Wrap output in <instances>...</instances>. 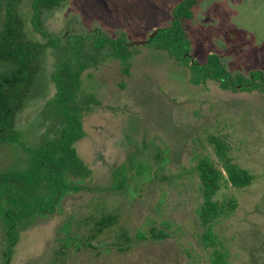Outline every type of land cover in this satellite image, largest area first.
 Returning <instances> with one entry per match:
<instances>
[{
  "label": "rangeland",
  "instance_id": "rangeland-1",
  "mask_svg": "<svg viewBox=\"0 0 264 264\" xmlns=\"http://www.w3.org/2000/svg\"><path fill=\"white\" fill-rule=\"evenodd\" d=\"M178 1L66 0L44 12L42 26L61 40L99 30L131 44L167 26ZM196 1L186 26L192 59L216 54L231 75L264 71V0ZM21 12L28 37L46 42L27 3ZM2 19L0 9V27ZM131 45L127 73L112 58L83 72L80 92L98 104L83 116L85 135L75 148L90 175L69 178L78 190L19 234L9 264H210L212 249L201 240V184L193 170L202 156L219 166L210 136L225 140L233 162L254 176L245 188L218 191L216 200L233 196L237 207L214 223L213 233L228 251L227 264H264V94L222 90L214 81L193 85L188 68L167 53ZM56 61L50 48L40 56L32 95L17 120L21 144L0 145V171L24 168L28 149L56 137L63 126L50 104ZM130 156L145 171L136 178L132 170L125 189L112 190L113 170ZM107 213L116 214L118 223L85 248L93 221ZM122 230L132 243L119 252ZM152 230L165 237L138 238ZM4 247L0 227V264Z\"/></svg>",
  "mask_w": 264,
  "mask_h": 264
},
{
  "label": "trees",
  "instance_id": "trees-1",
  "mask_svg": "<svg viewBox=\"0 0 264 264\" xmlns=\"http://www.w3.org/2000/svg\"><path fill=\"white\" fill-rule=\"evenodd\" d=\"M66 0H0L3 12L0 27V145L21 144L17 128L18 116L32 95L38 73L37 62L43 52L56 51L57 61L51 81L55 94L50 104L62 122L56 137L28 149L29 157L24 168L0 171V227L4 232L5 247L2 264H9L19 234L44 216L52 215L60 199L72 190H78L69 178L85 179L90 170L79 158L75 144L84 137L82 118L98 102L88 93L80 92L83 72L97 67L105 58L117 60L127 73L133 56L131 44L124 37L109 38L99 30L90 35H68L63 40L48 35L43 30L45 11L60 7ZM28 4L36 31L45 36L44 43L28 37L21 7ZM196 0H179L172 7L169 24L157 28L146 46L167 53L178 65L187 67L190 82L202 85L214 81L222 90L257 91L264 94V71L251 70L247 77L231 75L216 54H208L203 61L192 59L191 42L187 34V22L193 18ZM219 166L202 156L194 171L201 184L202 203L199 222L204 229L201 240L212 249L210 264H227L228 251L213 233V225L219 219L229 218L237 207L235 197L215 196L222 186L245 188L254 176L239 167L230 156L228 143L220 137L210 136ZM134 170L136 178L145 171L144 163L130 156L112 172L111 189L122 191ZM135 176H132L135 178ZM118 223L113 213L101 215L93 221L85 248L92 249L91 241ZM165 235L151 231L141 240H160ZM115 245L119 252L130 248L132 240L127 231L119 234Z\"/></svg>",
  "mask_w": 264,
  "mask_h": 264
},
{
  "label": "water",
  "instance_id": "water-1",
  "mask_svg": "<svg viewBox=\"0 0 264 264\" xmlns=\"http://www.w3.org/2000/svg\"><path fill=\"white\" fill-rule=\"evenodd\" d=\"M156 30H154L148 37V39H151L153 37V35L155 34ZM147 42V40L144 41H136V42H132L131 44H136V45H143Z\"/></svg>",
  "mask_w": 264,
  "mask_h": 264
}]
</instances>
